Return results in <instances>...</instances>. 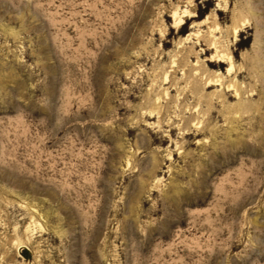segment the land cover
Instances as JSON below:
<instances>
[{
  "label": "rangeland",
  "instance_id": "1",
  "mask_svg": "<svg viewBox=\"0 0 264 264\" xmlns=\"http://www.w3.org/2000/svg\"><path fill=\"white\" fill-rule=\"evenodd\" d=\"M0 264H264V0H0Z\"/></svg>",
  "mask_w": 264,
  "mask_h": 264
}]
</instances>
